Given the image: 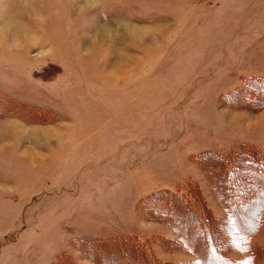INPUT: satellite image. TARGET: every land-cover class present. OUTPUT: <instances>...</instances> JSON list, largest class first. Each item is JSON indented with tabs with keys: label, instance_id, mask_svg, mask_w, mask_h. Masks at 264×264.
<instances>
[{
	"label": "rangeland",
	"instance_id": "obj_1",
	"mask_svg": "<svg viewBox=\"0 0 264 264\" xmlns=\"http://www.w3.org/2000/svg\"><path fill=\"white\" fill-rule=\"evenodd\" d=\"M261 244L264 0H0V264Z\"/></svg>",
	"mask_w": 264,
	"mask_h": 264
},
{
	"label": "trees",
	"instance_id": "obj_2",
	"mask_svg": "<svg viewBox=\"0 0 264 264\" xmlns=\"http://www.w3.org/2000/svg\"><path fill=\"white\" fill-rule=\"evenodd\" d=\"M105 243L108 244L109 246L113 245V244H116L119 247V251L126 253V249L128 248V245H131V243H133V237L132 236L114 237V238H111V239L105 241ZM244 244L245 245L242 247V249H245V250L249 251V248H247L249 246V243H245L244 242ZM105 247H108V246H105ZM258 249H261V251H264V248H262V247H260ZM251 256L252 255H248V257H247L248 260L251 258Z\"/></svg>",
	"mask_w": 264,
	"mask_h": 264
},
{
	"label": "snow or ice",
	"instance_id": "obj_3",
	"mask_svg": "<svg viewBox=\"0 0 264 264\" xmlns=\"http://www.w3.org/2000/svg\"><path fill=\"white\" fill-rule=\"evenodd\" d=\"M245 264H249V262H248V261H246V262H245Z\"/></svg>",
	"mask_w": 264,
	"mask_h": 264
},
{
	"label": "crops",
	"instance_id": "obj_4",
	"mask_svg": "<svg viewBox=\"0 0 264 264\" xmlns=\"http://www.w3.org/2000/svg\"><path fill=\"white\" fill-rule=\"evenodd\" d=\"M261 245H264V244H261Z\"/></svg>",
	"mask_w": 264,
	"mask_h": 264
},
{
	"label": "bare ground",
	"instance_id": "obj_5",
	"mask_svg": "<svg viewBox=\"0 0 264 264\" xmlns=\"http://www.w3.org/2000/svg\"><path fill=\"white\" fill-rule=\"evenodd\" d=\"M21 10V9H20Z\"/></svg>",
	"mask_w": 264,
	"mask_h": 264
}]
</instances>
